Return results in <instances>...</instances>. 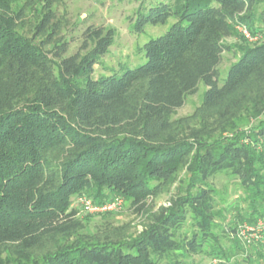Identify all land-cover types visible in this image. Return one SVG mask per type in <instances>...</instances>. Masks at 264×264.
Masks as SVG:
<instances>
[{"label": "trees", "instance_id": "16d2710c", "mask_svg": "<svg viewBox=\"0 0 264 264\" xmlns=\"http://www.w3.org/2000/svg\"><path fill=\"white\" fill-rule=\"evenodd\" d=\"M21 1L0 0V264H264L263 253L229 262L238 226L218 225L210 181L234 178L254 200L244 220L264 217V0H139L130 32L170 24L104 73L112 27L87 25L78 50L58 44L51 62L16 28ZM51 17L47 5L36 30ZM238 24L258 40L227 43ZM226 51L237 57L219 85ZM200 81V127L176 139L174 113ZM177 178L136 235L91 231L74 207L120 197L142 213Z\"/></svg>", "mask_w": 264, "mask_h": 264}, {"label": "rangeland", "instance_id": "374dc122", "mask_svg": "<svg viewBox=\"0 0 264 264\" xmlns=\"http://www.w3.org/2000/svg\"><path fill=\"white\" fill-rule=\"evenodd\" d=\"M49 2V3H48ZM139 0H22L18 3L21 6L22 13L17 20V30L22 35L32 38L40 46L43 53L51 62H58L59 56L55 55L63 45L67 49L64 55L76 52L82 41L81 32L87 25L92 27H112L114 29V40L109 47L108 53L101 57V63L95 67L98 73H104L105 67L115 66L118 61H123L132 54L137 45H142L149 38H154L163 34L170 23L166 25L149 26L143 32L133 34L130 32L127 16L137 7ZM47 5L52 9V17L45 23L40 30H36V25L45 12ZM264 7V4L262 5ZM236 30V29H235ZM237 32V31H236ZM226 42L234 48L242 43L253 44L241 39L237 34L226 39ZM60 45L57 47V45ZM56 50V51H55ZM55 51V52H54ZM63 55V54H59ZM235 51L224 52L222 60L218 65V84L221 85L227 75L228 66L236 60ZM54 72L56 68L54 67ZM206 86L199 82L195 91L187 94L184 103L179 107L173 116V123L170 133L179 140H191L190 134L197 131L200 127V119L195 115L196 109L200 106ZM255 119L249 120L252 125ZM226 135H231L226 133ZM182 176V173L179 177ZM178 178L170 184L164 191L155 198H150L148 207L142 213H136L129 206V203L123 199L121 207L113 212L107 213H84L80 210L77 202L74 207L77 209V216L84 221L87 229L95 231L104 227L115 228L121 236H132L139 233L150 221L151 217L162 206H167L170 197L176 192ZM215 195V209L219 213L217 223L220 227L228 229L230 221L235 222L237 226L242 223H252L261 221L264 223V217L258 216L254 220H244V216L253 203V198L248 191L243 189L239 182L225 174L215 175L210 179ZM219 234V233H218ZM237 244L241 247L236 251L231 245L234 240L220 238L224 247L233 249L235 257L229 258V262L241 256L250 257L252 260L259 259V254H264V244L260 241L242 240L238 236L234 237ZM231 241V242H230ZM236 244V242H234ZM243 248V249H242ZM235 250V251H234ZM187 264H213L216 260L193 255L187 259Z\"/></svg>", "mask_w": 264, "mask_h": 264}, {"label": "built area", "instance_id": "2783aa9c", "mask_svg": "<svg viewBox=\"0 0 264 264\" xmlns=\"http://www.w3.org/2000/svg\"><path fill=\"white\" fill-rule=\"evenodd\" d=\"M236 31L242 39L248 42H256L259 38L258 35H254L244 24H238L235 26ZM77 203L80 206V210L84 213L96 214L107 213L118 210L123 204V199L115 197L114 199L105 203L96 204L88 197L81 196L77 199ZM237 236L242 240L260 241L264 244V223L256 221L253 223H242L237 228Z\"/></svg>", "mask_w": 264, "mask_h": 264}]
</instances>
